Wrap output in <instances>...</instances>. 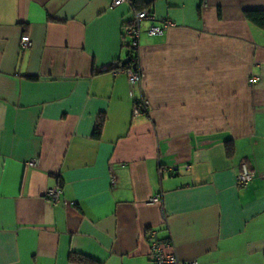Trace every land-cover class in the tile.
I'll list each match as a JSON object with an SVG mask.
<instances>
[{"label":"crops","instance_id":"0c3cea01","mask_svg":"<svg viewBox=\"0 0 264 264\" xmlns=\"http://www.w3.org/2000/svg\"><path fill=\"white\" fill-rule=\"evenodd\" d=\"M131 1L0 0V264H264V0H138L134 86Z\"/></svg>","mask_w":264,"mask_h":264},{"label":"built area","instance_id":"2783aa9c","mask_svg":"<svg viewBox=\"0 0 264 264\" xmlns=\"http://www.w3.org/2000/svg\"><path fill=\"white\" fill-rule=\"evenodd\" d=\"M126 0H113V7H118L125 4ZM132 10V18L130 22H127L122 27L123 37L128 39V49L134 57H137L139 49V40L141 36L142 24L149 23V27L146 34L150 37L162 36L167 30L174 27V24L168 20H164L162 23L157 24L154 14L148 9L144 8L139 11H135L132 8V3L127 2ZM21 50H27L31 46L30 38L28 36H22L19 41ZM127 68L122 69L127 78V82L130 86H134L141 81V72L136 70L135 66L128 64ZM119 65H117V68ZM258 80L256 78L250 81L251 84H255ZM149 109V103L144 99H139L134 104V115L139 116L145 114ZM254 179L252 173H250L246 165H242V170L236 178L237 185L240 187L248 186ZM62 191L60 188H53L46 192L45 198L51 202H58ZM148 242L150 247V258L153 264H179L177 255L173 250V246L170 242L161 241L156 231H150L148 233Z\"/></svg>","mask_w":264,"mask_h":264},{"label":"trees","instance_id":"16d2710c","mask_svg":"<svg viewBox=\"0 0 264 264\" xmlns=\"http://www.w3.org/2000/svg\"><path fill=\"white\" fill-rule=\"evenodd\" d=\"M132 3V8L135 10V11H139L141 9H144L146 7H144L143 5H141L138 0H134V1H131ZM246 20L258 27L259 29L263 30L264 31V10H259V11H249V12H245L244 14ZM130 58V65L133 67L135 66L136 70H137V57H134L133 55L129 57ZM129 66H124L121 68L124 69V68H127ZM104 117H99L98 120H97V123L95 125V129H94V132H93V137L95 139H98L100 137V134H101V130H102V126L104 124ZM226 151L227 153L230 155V153L232 152V145L230 144V142L226 143ZM73 259L77 260L78 262H84V263H93L91 260L87 259V258H84L82 256H79V255H72L71 256ZM95 264V263H93Z\"/></svg>","mask_w":264,"mask_h":264},{"label":"water","instance_id":"95a60500","mask_svg":"<svg viewBox=\"0 0 264 264\" xmlns=\"http://www.w3.org/2000/svg\"><path fill=\"white\" fill-rule=\"evenodd\" d=\"M129 63H130L129 58H126V59H124V60L122 61L121 66H126V65H128Z\"/></svg>","mask_w":264,"mask_h":264}]
</instances>
